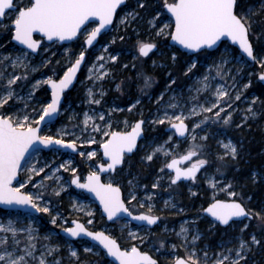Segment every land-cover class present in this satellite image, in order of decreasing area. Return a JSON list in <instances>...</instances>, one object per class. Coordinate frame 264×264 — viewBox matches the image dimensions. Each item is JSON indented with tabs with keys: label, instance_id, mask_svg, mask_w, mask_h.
Returning <instances> with one entry per match:
<instances>
[{
	"label": "rangeland",
	"instance_id": "1",
	"mask_svg": "<svg viewBox=\"0 0 264 264\" xmlns=\"http://www.w3.org/2000/svg\"><path fill=\"white\" fill-rule=\"evenodd\" d=\"M246 1L248 2L247 8L238 14L248 16L251 23V39L263 45L264 0H255L253 3H250V0ZM140 2H143L144 7L139 6ZM29 3L30 0L17 1V5L20 8L21 6H27ZM163 4L164 1L160 2V0H128V4L118 16L115 26L108 31L109 37L105 38V41L96 47L79 78L80 81L71 92L67 93L60 117L54 123L46 125L42 130V136L52 135L57 138H61V131L67 133L63 138L66 140L76 139L79 151L74 154L69 151L64 152L58 148L40 149L39 152L32 153L22 167L20 180L15 183V187H18L20 183H25L26 186L22 191L33 192L34 194L37 191L43 192L45 202L50 201L51 215L55 216L57 212L60 213L57 217V223L55 225L51 223V217L48 213L36 215L28 211L4 210L0 207V221L7 222L8 219H13L16 221L17 227H28L30 225L35 229L32 233L35 240L32 242L36 245L34 252L36 257L46 251V246L59 244L61 246L59 251L52 253L47 259L51 261L54 258H60L61 264H73V261L69 259L67 247L71 244L73 248L78 250L80 260L84 264H114L110 260L104 261L103 258L106 253L100 250L98 246L94 248L93 253H84V247H90L94 243L84 239L69 240L61 234L60 230L70 227L72 220L77 218L84 220L91 229H104L114 235L120 242H124V248H130L134 245L133 242L136 239L130 233H134L138 237L142 236L145 242H148L154 248V252L158 253L162 264H173L180 255L187 258L193 251L200 258L201 264H203L205 258L204 253L207 252L208 264H211L222 248H231L237 245L238 237L243 236L245 240H249L251 235L255 234L261 243L251 248L247 255L246 264H264V220L254 216L256 218L255 223L242 221L240 224L231 227L230 231L234 230L231 234L229 231L224 230L222 234L228 236L215 243L218 245L217 247L212 242L207 241L217 233L215 223L212 221L206 224L204 222L200 223L204 219V213L198 211L194 214V212L189 211L193 208L192 199L198 194L199 187L187 183V194L184 195L183 187H175L171 183L173 173L165 167L171 158L187 152L193 143L203 145L202 149H197L199 158L202 159L212 155L214 161L225 163V158H229L227 162H231L239 157L242 151L241 139L232 137L229 130L237 131L245 125H247L246 129L248 130L250 122L253 125L264 127V122L260 121L262 113L261 100L254 91H249L256 81L254 76H257L259 71L262 72L264 70L258 63L259 58L264 56V50L262 53L259 52L257 54V62L255 64L247 61L246 57L228 42H223L218 49L213 50V53L208 50H202V52L196 54L186 53L169 41L171 36L167 33L173 31L174 21L164 10ZM249 9H251V12ZM127 13H138V15L134 20L121 24V17ZM14 16V12H8L5 19H0V59L5 56L10 57L0 64V72L3 73V77H0V93L4 91L7 79L10 76H23L26 74L27 79H21L12 86L15 92L23 99L17 100L14 97L3 109H0V113L27 114L30 119L36 120L39 118L37 112L41 105L50 103V91L47 89V84H41L34 91L32 86L37 80L44 81L48 77L60 78L84 47L81 46L80 39L73 46L60 45L58 42L51 44L44 42L39 54L35 55L13 41L14 28L11 25ZM165 25H170L166 29L165 34L157 35L159 29ZM255 26H257L256 30L253 28ZM92 28L90 27L87 30L90 31ZM82 36L84 38L85 32ZM120 37H123V39L121 40ZM113 39H115L114 43L112 42ZM141 41L157 44L158 49L150 58L139 55L138 42ZM105 48H107V51H105ZM22 53L26 54V57L22 58L24 59V64L28 65V67L17 66L13 68L12 60ZM172 53L176 54L175 61L170 58ZM109 55H116L117 60H109ZM222 56L228 60V63L224 65L221 74L217 75L216 65L221 64ZM99 57H103V61H100ZM153 61L157 63L153 64ZM192 62L196 63V68L185 75L188 65ZM101 63L104 64L103 69L99 67ZM93 65H95V68H93ZM125 65L127 67H124ZM33 69L35 70L33 71ZM89 69H92L91 73ZM105 71L108 75L104 76L103 79H96L97 74ZM169 73L172 74V78L175 79L176 83L166 90V86L170 82ZM145 76L153 78L150 88L144 87ZM204 76L208 77L209 87L197 93L196 88L199 85L196 81ZM118 84L120 85L119 89L117 88ZM221 84L224 85L229 93L227 101H222L220 105L225 108V112L221 113V117L231 112V122L229 124H224L223 119L217 120L213 113L218 109H213V113L207 114L212 117L211 119L201 124L194 132L190 130L189 135L184 140H179L176 139L174 130H166V127L169 126L167 121L164 124L153 123L155 120L162 118L165 111H167L169 116L180 115L181 112L187 116L193 105L203 104L205 107L210 106V103L215 102L213 92ZM245 84L249 86L244 88ZM89 89L92 90V97H89ZM30 91H33V95L31 99H28ZM101 92H103V96H101ZM161 93H164L163 99L158 103L157 100ZM238 93L240 94V99L235 100L234 98ZM173 96L177 97V99L170 101L169 98ZM193 97H196V99H193ZM254 98H256V103L252 104ZM93 99H100L101 103H91L90 100ZM137 99L140 100V103L132 107ZM169 103H176L178 106L175 109L168 108L167 105ZM25 104H27V107H25ZM228 104H231V108H228ZM249 106L256 112L254 117L246 111ZM130 108L131 110H129ZM33 109H36L37 112H33ZM85 113L95 118L94 123L99 125V131L93 130L92 122L87 126L83 123ZM100 114H103V120L99 119ZM246 115L248 116L247 120L244 119ZM203 116L204 114L201 113L198 116L189 117L186 121L191 122L192 129V125L199 123ZM140 118L146 120L144 127L146 137L140 146V154L135 158L126 159L125 165L121 169H118L115 173L104 175V180L108 183L112 182L121 187L123 186L126 199H128L131 207L135 205V207L145 208L148 211V207L151 205L153 212L162 210L159 194L162 183L165 225L161 222L159 229L141 231L133 227L131 222L125 218L112 223L107 222L102 214V208L98 207L94 199L89 197L84 191L77 190L73 184L67 183L72 177L71 171L66 172L60 169L59 173H57L62 178L61 183H64L65 186V190L59 196L53 194V189L57 185L52 181H45L47 187L40 189L34 187L33 183H26L28 174L25 170L36 163L37 160L40 162L39 166H43V163L47 161L53 169L58 167L59 164L71 160L72 164L70 167H75L77 169L76 175L81 176V180H85L89 172L99 171V162L107 163L101 151L103 142L109 138L104 133L119 130L127 132ZM192 135L196 136L195 141L191 139ZM169 136L172 137L171 140H168ZM204 136L207 137L206 140L201 139ZM88 139L95 140V143H85ZM229 140L238 148V155L235 158L224 155L223 144H226ZM166 141L167 143L165 144ZM161 145L164 146L168 155L161 151L157 152L151 161L144 159L146 155L152 153L154 149ZM93 151L96 152V156L89 159L86 154ZM80 152H84L85 156H80ZM157 157H159L161 175L156 171ZM219 157L224 158L221 160ZM253 173H255V179H261L257 171H253ZM45 174H49L48 169H45V173H41L39 176H33V182H39ZM160 176L161 183L159 181ZM204 176L206 186H210V189H214V191L217 189L218 192L229 191L226 186L231 184L230 190L234 191L232 189L234 188L232 180L225 183L224 186L213 188L209 183L210 179L214 180L218 185L214 172L208 170ZM146 180L147 184L145 183ZM129 181H132V183L129 184ZM154 183L158 184L157 188H152ZM133 192L136 195V200L130 199V193ZM235 192L238 197L245 201L242 190L236 189ZM148 196H151L152 199L148 200ZM184 199H187V203H185ZM73 203L82 206L83 210L73 209ZM261 211L262 213L258 210L254 212H259L261 216H264V205ZM88 221H91V223H88ZM250 223L252 227H255L253 231L248 229ZM244 225H248V227L244 228ZM182 226L188 229L186 239L184 236L179 235ZM241 229H243V233H241ZM197 233L200 238L193 241L192 237ZM0 235L4 234L0 233ZM7 235L10 237L9 250H11V234ZM27 235V232H19L17 234L16 239L20 243L16 246V250L19 254H23L25 244L28 243ZM44 237L48 238L45 239ZM161 241H163V247L157 245L161 244ZM166 242L168 254L165 253ZM163 261H166V263H163ZM30 264H35L31 258Z\"/></svg>",
	"mask_w": 264,
	"mask_h": 264
},
{
	"label": "snow or ice",
	"instance_id": "2",
	"mask_svg": "<svg viewBox=\"0 0 264 264\" xmlns=\"http://www.w3.org/2000/svg\"><path fill=\"white\" fill-rule=\"evenodd\" d=\"M125 2V0H30V3L25 7H18L14 0H0V18H4L6 13L14 12L15 16L12 19V27L14 28V40L26 45L29 49H37L40 45V41L33 39L35 32L43 33L49 40L54 37L59 40H70L77 37L82 29L85 32V43L87 46H92L93 42L101 34V30L113 23L114 16L117 9ZM238 0H164L163 7L171 13L174 17V30L167 33L171 36V39L177 41L180 45L191 50H201L203 48H212L217 45L218 41L222 38H229L234 44L239 46V49L246 54L252 61L257 62V56L254 54V49L251 41L249 40V32L251 23L247 15L238 14L237 12ZM140 7H144L143 2H140ZM251 12V9H249ZM138 13H127L121 17L120 23L125 24L134 20ZM95 18V19H93ZM98 21V22H97ZM89 23H95L96 26L90 31L87 30ZM7 27V26H5ZM170 25H165L159 29L157 35H164L166 29ZM122 40L123 37H120ZM115 42V39L112 41ZM157 45L152 42H138V53L142 57H147L149 54L156 49ZM107 51V48H105ZM26 54H18L15 59L12 60V67L23 66L27 68L28 65L24 64ZM10 57L5 56L0 59V64L4 60H8ZM171 60H176V54L172 53ZM103 61V57L98 58ZM109 60L116 61V55H109ZM85 61V51L79 52L71 67L64 72L63 76L59 79H53L48 77L47 80H37L32 86L33 91L41 84H48L51 86V101L45 105H41L38 112L33 109V112H37L38 119L32 120L27 114H3L0 113V204L9 206H22L30 207L36 212L48 213L51 217V223L55 225L57 223V217L60 213L57 212L55 216L51 215L50 201L45 202L43 192L22 191L25 188V183H20L18 187L13 186V181L17 179L18 174L21 171V161L25 160L26 154H30L29 150L33 149L34 152H39L40 149L34 148L36 144H42L45 147L60 146V148H69L77 150V140L71 139L66 140L63 138L67 133L61 131V138H57L52 135L41 136L39 134V125L46 118H51L59 111V105L61 96L66 88L72 83L76 77V73L79 70L82 62ZM221 64L216 65L217 75H220L223 71L224 65L228 63L225 57H221ZM153 61V64H156ZM261 68H264V56L258 60ZM101 69L104 68V64L99 65ZM124 67H127L125 65ZM134 67V65H133ZM95 68V65H93ZM196 68V63L192 62L188 65L185 75L191 73ZM35 69H33L34 71ZM92 72V69H89ZM108 73L100 72L96 75V79H103ZM170 82L166 86V90L170 89L173 84L176 83L175 79L172 78V74L169 73ZM0 77H3V73L0 72ZM21 79H27V75H12L7 79V85L2 93H0V109H3L10 100L14 97L19 100L23 99L13 89V85ZM259 79L264 80V71L259 74ZM153 83V78L145 76L144 87L150 88ZM199 87L196 88V92L200 93L209 87L208 77H201L196 81ZM249 85L245 84L244 88ZM120 85H117L119 89ZM33 91L28 93V99H31ZM89 97H92V90H88ZM164 93L160 94L157 102L163 99ZM103 96V92H101ZM215 102L210 103V106L205 107L203 104L193 105L189 110L188 115L185 116L182 112L180 115L169 116L167 111L164 112L162 118L155 120L153 123L164 124L168 122L169 126L178 133L179 136L184 137L186 133L190 131L189 126L185 123V120L191 116H198L201 113L204 114L203 119L199 123L192 125L191 131L194 132L196 128H199L201 124L206 123L210 117L208 113H213V109H218L213 113L217 120L223 119L224 124L231 122V112H228L224 117H221V113L225 112V108L221 107L222 101L226 102L229 98L228 90L223 84L218 85L213 92ZM170 101L176 100L177 97L173 96L169 98ZM196 99V97H193ZM235 100L240 99L238 93ZM91 103L100 104V99L90 100ZM140 100L137 99L132 107L139 104ZM256 103V98L253 99L252 104ZM176 103H169L168 108H177ZM231 108V104L227 105ZM27 107V104H25ZM131 110V108L129 109ZM251 116H255L256 112L251 106L246 110ZM94 117L88 116L85 113V119L83 123L87 126L90 122L93 123V130L99 131V125L94 123ZM99 119L103 120V114L99 115ZM245 120L248 119L246 115ZM143 120L137 121L131 128L130 132H105L104 135L109 138L102 144L103 155L108 158L107 164L101 163L99 165L100 170H115L118 165H121L124 161L126 153H131L136 147L137 138L142 133ZM172 137L169 136L168 140ZM191 139L196 140V136L192 135ZM202 140H206L207 137H201ZM87 144L95 143V140L88 139L85 141ZM167 141L165 142V144ZM203 145H193L188 149L187 153L181 155L179 159L173 158L170 163H167L165 167L175 170V176L171 178L172 183H176L182 177L183 178H196V173L200 168L207 164L208 161L205 159H197L190 167L181 168L179 165L183 160H190L192 157L197 156V149H202ZM225 149V156L235 158L238 155V148L235 144L229 140L226 144H223ZM58 150V149H57ZM164 152L168 155L164 146H158L153 150L152 153L146 155L144 159L151 161L153 156L157 152ZM80 156H85L84 152L79 153ZM88 158L96 156V152H88L86 154ZM224 157H219L223 160ZM40 162L37 160L36 163L32 164L25 171L28 174L26 183H33V186L40 189L46 188L45 181H52L56 183L57 187L53 189V194L59 196L62 191L65 190L64 183H61L62 178L57 175L60 169L64 171H71L72 177L69 182L75 184L81 189H87L95 193L96 197L99 198L100 203L103 205V210L107 214V219L115 222V219L120 217L122 213H126L132 217L133 220L144 221L148 225H154L160 219L159 216L152 214V206L149 205L147 213H141L139 215H133L129 211V207L122 198L121 188L119 185L109 183H102L98 172L92 171L88 174L87 180L84 183L80 182V177L76 175L77 169L70 167L72 164L71 160L65 161L59 164L55 169L52 168L47 161L43 163V166H39ZM45 169L49 170V174L45 176L39 182H33V176H39L41 173H45ZM163 170V169H162ZM219 171V169H217ZM255 176V173H253ZM132 181H129L131 184ZM209 183L213 188H216L217 183L210 179ZM158 184L154 183L152 188H157ZM228 196L232 197L229 200L215 199L206 208L202 209V212L209 214L214 218V222H218L221 225L227 226L230 222L234 221V218H249L253 216L259 217L264 220V216H261L259 212H253L247 208L242 202V198L237 197L235 191H231V184L226 186ZM130 199L136 200V195L130 193ZM148 200L152 197L148 196ZM167 204V202H165ZM43 205V206H42ZM73 209L82 211L83 207L72 204ZM91 215V213H89ZM73 227L63 228V231L70 237H90L92 241L98 242L102 246L103 250H106L108 256L114 257L119 261V264H157L147 252H142L137 246L133 245L129 248H121L120 244L111 235L106 234L105 231H89L83 223L79 221H72ZM91 223V221H88ZM214 226V225H213ZM248 225H244L247 228ZM35 231L30 225L28 227H17L16 221L8 219L7 222L0 221V264H30V258L35 264H61L60 258H54L51 261L47 259L48 256L54 252H58L60 249L59 244L46 246V251L42 252L39 257L34 255L36 245L32 241L35 237L32 233ZM19 232H27V241L23 249V254H19L16 250V246L19 245L20 241L16 239ZM11 234L12 246L9 250V239L7 234ZM188 229L181 227L179 235L187 237ZM243 233V229H241ZM130 235L139 239L143 242L142 237H138L134 233ZM47 239L48 237H44ZM200 238L197 233L192 237V240H198ZM261 241L257 239L255 234H252L249 240H245L243 236L238 237V244L231 248H222L219 253L216 254V258L212 260L211 264H246L247 255L251 251L253 246L260 245ZM97 245L93 244L90 247H84V253H93L94 248ZM69 259L73 261V264H84L80 260L78 250L73 248L71 244L68 246ZM161 247H163V241H161ZM175 247V245H173ZM203 264H208V253H204ZM174 264H201L200 258H198L193 251L187 256V258H176Z\"/></svg>",
	"mask_w": 264,
	"mask_h": 264
},
{
	"label": "flooded vegetation",
	"instance_id": "3",
	"mask_svg": "<svg viewBox=\"0 0 264 264\" xmlns=\"http://www.w3.org/2000/svg\"><path fill=\"white\" fill-rule=\"evenodd\" d=\"M17 1L18 0H15V4L17 5ZM240 0H238V2H237V6H241L242 7V9L240 8V11L241 12H243V10L244 9H246L247 7H246V3H247V1L245 0V1H243V2H239ZM128 4V0H127V3L125 4V6ZM18 6V5H17ZM125 6L124 7H122L119 11H118V15H117V18H118V16L121 14V12H122V10L125 8ZM21 8H22V6H21ZM237 12H238V7H237ZM7 15V14H6ZM117 18H116V20H117ZM116 20H115V22H116ZM115 24V23H114ZM96 25H95V23H89L88 24V26H87V29L88 28H90V27H95ZM115 26V25H114ZM113 26V27H114ZM257 26H255V27H253L254 28V30H256L257 28H256ZM112 29V28H111ZM110 29V30H111ZM109 31V30H108ZM108 31L107 32H105L101 37H100V39L97 41V43H95L94 44V46L92 47V48H89V49H87V47H86V45H85V36H84V38H83V36H82V34L84 33V30L80 33V37L79 38H77L76 40H74V41H72V42H70V43H62V44H67V45H72L73 46V44H75V42H77V40H79L80 39V41H81V46L82 47H84V51H86L87 52V61H86V64L88 63V61L90 60V58H91V55L94 53V51H95V49H96V47L98 46V45H100L103 41H105V38H107V37H109V35H108ZM83 39V40H82ZM254 42V41H253ZM59 43V42H58ZM60 44V43H59ZM62 44H60V45H62ZM256 44H258V48L260 49V52L262 53L263 52V50H264V43H263V45L260 43V42H258V41H256L255 40V42H254V47L256 46ZM256 49V48H255ZM155 51H153V52H151L150 54H149V56H147V58L149 57L150 58V56H153V53H154ZM210 52V51H209ZM211 53H213V52H211ZM256 56H257V54H256ZM86 64H85V66H86ZM85 66H84V69H85ZM262 71H264V70H262ZM83 72H84V70H83ZM82 72V73H83ZM82 73H81V75H82ZM260 73V71L258 72V74ZM258 74H257V76H256V78H255V80H256V82L258 81ZM81 75H80V77H81ZM264 86V85H263ZM75 87V86H74ZM74 89V88H73ZM257 97H258V95H257ZM263 103H264V100H263ZM261 116H262V114H261ZM137 122V121H136ZM189 123V128H190V130H191V122H188ZM252 123L250 122L249 123V126H253V127H255V129H254V131L256 130V126L257 125H251ZM168 127V126H167ZM167 127H166V130L167 131H169L168 129H167ZM243 127H247V125H245V126H242L241 128H243ZM240 128V129H241ZM240 129H238L237 131H232V130H229L230 131V133L232 134V137H234L235 139H238L240 136L238 135L239 134V132H240ZM173 131V130H172ZM174 132H175V130H174ZM156 133H157V130H156ZM189 133H190V131H189ZM189 135V134H188ZM187 135V136H188ZM186 136V137H187ZM145 137H146V131H145V136L143 137V139L141 140V143H140V146H141V144H142V141L145 139ZM175 137H176V139H179V140H184V139H180V138H178V136H177V134L175 133ZM186 137H184V138H186ZM140 146H139V148L135 151V153L134 154H132L131 156H126L125 157V160H124V165H125V161H126V159H128V158H135V157H137L138 156V154H140V152H139V149H140ZM187 152H185V153H183V154H181V155H184V154H186ZM181 155H176V156H174V157H180ZM173 157V158H174ZM240 157V156H239ZM239 157H237L236 159H234L233 161H228L227 162V160L229 159V158H225L226 159V161H225V163H222V161L221 162H217V161H214V158H213V156L212 155H210V156H208L207 158H203V159H205V160H207L208 161V163L207 164H205V165H203V167L202 168H200V171H199V173L197 174V176H196V178L193 180V179H189V180H181V181H178V182H176V183H174L173 185L176 187V186H180V187H183V193H184V195H186L187 194V192H186V184L187 183H191V184H194L195 186H197V187H199V190H198V194L196 195V196H194V198L192 199V203H193V208L191 209V210H189L190 212H194V214H196V212H200V211H202V209H204V208H206L210 203H212L215 199H220V200H229V199H232V197H229L228 196V190H225V191H223V192H218L217 191V189H215V191H214V189L212 190V189H210V186H206V181H205V176H204V174H205V172H207L208 170H211V171H213L214 172V175H215V179L218 181V187H220V186H224L225 185V183H227V182H230L231 180L233 181V184H234V188H232L234 191L237 189V190H242V193H243V196L245 197V201L242 199V202L245 204V206L247 207V208H249V209H251V210H254L255 211V209H254V207L252 206L251 207V205H250V198L248 197V199H246V191L245 190H243V185H242V182H240V179H239V181L238 180H236V178L235 177H233V172H238V171H240V168H241V164L240 165H235V163H234V161H237V160H239L240 158ZM173 158H171L170 160H172ZM197 159H202V158H199V152L197 151V156H194V157H192L190 160H188L187 162H185V164H181V167L182 168H186V167H190L193 163H195L196 162V160ZM169 160V162L168 163H170L171 161ZM156 162H157V169H156V171L159 173V175H161V172H160V162H159V157H157V159H156ZM100 163V162H99ZM123 165V166H124ZM122 166V167H123ZM99 167V166H98ZM118 169H121V168H118ZM117 169V170H118ZM217 169H219V171H217ZM116 170V171H117ZM168 170H170L173 174V177L175 176V174H174V172L171 170V169H169L168 168ZM115 171V172H116ZM114 172V173H115ZM253 176V175H252ZM159 181H160V183H161V176H160V178H159ZM147 182V180L145 181V183ZM171 183H172V180H171ZM116 184V183H115ZM147 184V183H146ZM122 188H123V190H124V195H125V189H124V187L122 186ZM217 191V193H215ZM159 194H160V198H161V202H160V205H162V210L161 211H157V210H155V212H152V214H156V215H159L160 216V221L155 225V226H148V225H141V224H137V223H132L131 222V224L133 225V227H136V228H138L139 230H141V231H144L145 229L147 230V231H154V230H156V229H159V227H160V224H161V222H163V224L165 225V215H164V204H163V194H162V183H161V185H160V190H159ZM238 197V196H237ZM238 198H240V197H238ZM125 200H126V202H127V205L129 206V208H130V210L134 213H137V214H139V213H147V209H140V208H138V207H135V205H134V207H131L130 206V204L128 203V199H126V195H125ZM184 201H185V203H187V199H184ZM189 202V201H188ZM188 211V212H189ZM253 211V212H254ZM204 213V212H203ZM252 218H254V216L252 217ZM118 220H121V219H118ZM201 220V219H200ZM252 219H243L242 221L244 222V221H249V222H251L252 223V221H251ZM210 221H212V222H214V220L210 217V216H208L206 213H204V219H202V221H200V223H202V222H204L205 224L207 223V222H210ZM242 221H232L229 225H227V226H224V225H221V224H219L218 222H214L215 223V225H216V230H217V233L213 236V237H211L210 239H206L208 242H212L213 244H215V243H217L219 240H221V239H224V238H227V236L228 235H226V234H222V232L224 231V230H227V231H229L230 232V234L234 231V230H231L230 231V229H231V227H234L236 224H240ZM203 223V224H204ZM251 223L249 224V227H248V229H250V230H252L253 231V228H254V226L252 227L251 226ZM142 237V236H141ZM165 237H166V235H165ZM143 238V237H142ZM166 240H167V238H166ZM123 243L124 242H122L121 241V244H122V246H123ZM133 244L135 245V246H138L140 249H142L143 251H149L154 257H156V258H159V255H158V253L156 254L155 252H154V248H152L151 246H150V244L148 243V242H145V239L143 238V242H141L139 239H136L134 242H133ZM159 247H161V244H157ZM216 245V244H215ZM217 247H218V245H216ZM165 247H166V250H165V253L166 254H168V247H167V242H166V245H165ZM180 256H182V255H180ZM184 257V256H183ZM159 261H160V264H162V260L159 258Z\"/></svg>",
	"mask_w": 264,
	"mask_h": 264
},
{
	"label": "water",
	"instance_id": "4",
	"mask_svg": "<svg viewBox=\"0 0 264 264\" xmlns=\"http://www.w3.org/2000/svg\"><path fill=\"white\" fill-rule=\"evenodd\" d=\"M14 3H15V0H14ZM127 3V0H125V2L117 9V12H116V14H115V16H114V19H113V23L111 24V25H109V26H107L105 29H102L101 30V34L97 37V39L93 42V45L92 46H87L86 45V43H85V45H86V47H87V49H89V48H92L93 46H94V44L95 43H97V41L100 39V37L105 33V32H107L108 30H110L111 28H113V26L115 25L114 23H115V20H116V18H117V15H118V11L122 8V7H124L125 6V4ZM164 10L167 12V14L172 18V20L174 21V17H172V15H171V13H169L165 8H164ZM7 14V13H6ZM0 19H5V17L4 18H0ZM93 19H95V18H93ZM98 22V21H97ZM96 25V24H95ZM88 26V25H87ZM173 30H174V27H173ZM82 31H83V29H82ZM80 33L77 35V37H74V38H72V39H70V40H59L58 38H53L52 40H49L43 33H40V32H35L34 34H33V39H35V40H38V41H40V45H39V47L37 48V49H35V50H33V49H29V48H27V46L26 45H23V44H21L20 42H18V41H15L14 40V33H13V36H12V39H13V41L18 45V46H21V47H23V48H25V49H28L29 51H31V52H33L35 55H37V54H39V52L41 51V46L44 44V42H46V43H49V44H51V43H54V42H59L60 44H62V43H70V42H72V41H74V40H76L77 38H79L80 36ZM249 40L251 41V43H252V45H253V49H254V54L256 55V50H255V47H254V42H253V40L251 39V37H250V32H249ZM170 43L171 44H173V45H175L178 49H181V50H183L184 52H186V53H200V52H202V50H208V51H210V52H213V50H216V49H218L222 44H223V42H228L231 46H233V47H236V49L237 50H239L240 51V53L244 56V57H246V59H247V61H249L250 63H252V64H254V63H256V62H254V61H252L250 58H248L247 56H246V54L245 53H243V51L241 50V49H239V46L238 45H236V44H234L229 38H227V37H224V38H222L221 39V41H218L217 42V45H215V46H213L212 48H203V49H201V50H191V49H187V48H185L184 46H182V45H180L177 41H174V40H172L171 39V37H170ZM157 45V44H156ZM158 49V46L156 47V49H154L153 51H156ZM152 51V52H153ZM87 52L85 51V61L84 62H82V64H81V66H80V68H79V70L77 71V73H76V77L74 78V80L72 81V83L69 85V87L68 88H66L65 90H64V92H63V94H62V96H61V100H60V105H59V111H58V113L57 114H55L53 117H51V118H46L45 119V121H42L41 123H40V125H39V128H40V132H39V134L41 135V132H42V130L44 129V127L46 126V125H49V124H51V123H54V121H56L59 117H60V114H61V110H62V107H63V105H64V103H65V99H66V94L69 92V91H71L73 88H74V86L80 81V75H81V73L83 72V70H84V66H85V64H86V61H87ZM71 67V66H70ZM68 69V68H67ZM67 71V70H66ZM261 73V72H260ZM259 73V74H260ZM64 74V73H63ZM259 74H258V80L260 81V82H262V84L264 85V80H261V79H259ZM63 76V75H62ZM61 76V77H62ZM60 77V78H61ZM60 78H58V79H56V78H53V79H56V80H59ZM47 89H48V91H50V101H51V86L50 85H48L47 84ZM140 120H143L144 121V124L142 125V133H141V135H140V137H138L137 138V142H136V147L133 149V151L131 152V153H126L125 154V156H124V160H125V157L128 155V156H131L132 154H134L135 153V151L139 148V146H140V143H141V140L143 139V137L145 136V131L146 130H144V127H145V123H146V120L145 119H142V118H140ZM139 121V120H138ZM185 123L189 126V123L185 120ZM167 129L169 130V131H172V130H174V129H172L170 126H168L167 127ZM190 129V128H189ZM131 131V129L129 130V131H127V132H130ZM114 132H124V131H114ZM177 134V136H178V138H180V139H184V137H186L188 134H189V132L188 133H186L185 134V136L184 137H181V136H179V134L178 133H176ZM42 136V135H41ZM78 145V144H77ZM34 148H38V149H43V150H49V149H53L52 147H45L44 145H42V144H36V145H34ZM56 148H58V149H61V150H63L64 152H67V151H69V152H72V153H74V154H76L78 151H79V146H78V148H77V150H72V149H69V148H60V146H55V149ZM101 151H102V153H103V147L101 146ZM29 153L30 154H26V157H25V160H23V161H21V170H22V167H23V165H24V163H25V161L29 158V156L32 154V153H34V151H33V149H30L29 150ZM174 158H177V159H179V157H174ZM104 160L106 161V162H108V158L107 157H105L104 156ZM171 161V160H170ZM188 160H183V161H181V163H180V167H181V164H185V162H187ZM101 163H99V165H100ZM104 164H107V163H104ZM124 165V161H123V163L121 164V165H118L117 167H116V169L115 170H105V171H102V170H100V168H99V171H98V173H99V175H100V178H101V182L102 183H108V182H106L105 180H104V175H106V174H109V173H114L118 168H121L122 166ZM203 167V166H202ZM201 167V168H202ZM182 168V167H181ZM187 168V167H186ZM173 172H174V174H175V170L174 169H171ZM200 171V170H199ZM199 171L196 173V176H197V174L199 173ZM20 173H21V171H20ZM20 173L18 174V176H17V179L15 180V181H13V186L15 187V183L18 181V180H20ZM90 173V172H89ZM79 176V175H78ZM86 176H88V174L86 175ZM80 177V182L81 183H84V182H86V180H87V177H86V179L85 180H81V176H79ZM189 179H191V178H181L179 181H181V180H189ZM178 182V181H177ZM112 183V182H111ZM113 184H115V183H113ZM116 185H118V184H116ZM73 186L77 189V190H82V191H84L85 193H87L88 195H89V197H91L92 199H94L95 201H96V203H97V205H98V207H100V208H102V214H103V216L106 218V220H107V222H109V223H112L113 221H110V220H108L107 219V214L104 212V210H103V205L100 203V201H99V198L98 197H96V195H95V193H93V192H91V191H89V190H87V189H81V188H79V187H77L75 184H73ZM119 187L121 188V194H122V198H124V200H125V195H124V190H123V188L119 185ZM125 203L127 204V202H126V200H125ZM128 206V205H127ZM0 207L2 208V209H7V210H15V209H17V210H21V211H24V212H26V211H28V212H32V213H34V214H39L40 212H36L34 209H31L30 207H22V206H9V205H4V204H0ZM129 207V206H128ZM129 211L135 216V215H139V214H141V213H139V214H137V213H133L131 210H130V208H129ZM146 213V212H145ZM207 214V213H206ZM156 215V214H155ZM208 216H210L209 214H207ZM157 216H159V215H157ZM160 217V216H159ZM211 217V216H210ZM123 218H126V219H128L130 222H132V223H137V224H141V225H148L146 222H144V221H139V220H133L132 219V217L131 216H129L128 214H126V213H122L121 215H120V217H118V218H116L115 220H117V219H123ZM212 218V217H211ZM213 220H214V218H212ZM243 219H249V218H234V221H242ZM252 219V218H251ZM72 221H79L80 223H83L84 225H85V227L86 228H88L89 229V231H105L106 232V234H109V235H111L109 232H107L106 230H104V229H102V230H98V229H91L88 225H87V223L84 221V220H82V219H77V218H74ZM160 221V219L157 221V223ZM156 223V224H157ZM231 223V222H230ZM156 224H154V225H148V226H155ZM74 225H73V223L71 222V226L70 227H73ZM61 231V234L63 235V236H65L67 239H69V240H81V239H84V240H88L90 243H94V244H96L99 248H100V250H102V251H104L105 253H106V250H103L102 249V246H100L99 244H98V242H95V241H92L91 240V238L90 237H82V238H80V237H70L67 233H65L64 231H63V229H61L60 230ZM112 236V235H111ZM113 238H115L116 239V237L115 236H112ZM117 240V242L120 244V246H121V248L123 249V247H122V245H121V243H120V241L118 240V239H116ZM138 247V246H137ZM139 248V247H138ZM140 249V248H139ZM142 252H145V251H143L142 249H140ZM154 260H156L157 261V264H160V261H159V258H156V257H154L149 251H146ZM106 257L110 260V261H112L114 264H119V261L118 260H116L114 257H111V256H108L107 254H106ZM179 258H186V257H183V256H179ZM174 264V263H173Z\"/></svg>",
	"mask_w": 264,
	"mask_h": 264
},
{
	"label": "trees",
	"instance_id": "5",
	"mask_svg": "<svg viewBox=\"0 0 264 264\" xmlns=\"http://www.w3.org/2000/svg\"><path fill=\"white\" fill-rule=\"evenodd\" d=\"M161 1L163 2L164 0H160V2ZM243 1L245 0H240L239 2ZM254 1L255 0H250V3ZM168 2H172V0H168ZM246 4H248V2ZM237 7L238 13H241L240 8L242 9V7ZM255 48L256 54H258L260 52L258 44H256ZM178 52L180 51L178 50ZM254 78H256V75ZM249 91H254L261 100L262 116L260 117V121L264 122V86L262 82L259 80L257 82L255 81ZM254 129L253 126H250L248 130L245 127L240 129V137L238 139H241L242 151L239 155L240 159L234 161V163L235 165L241 164V168L240 171L233 172V177L238 181L240 179V182H242L243 190L246 191V197L250 198L251 207L253 206L255 210L262 213L261 209L264 205V127L260 125L256 127L255 131ZM253 171H257L261 179H255V177L252 176ZM251 221L255 223L256 218H252ZM253 229H255V227ZM103 259L104 261H109L106 256H104ZM163 263H166V261H163Z\"/></svg>",
	"mask_w": 264,
	"mask_h": 264
}]
</instances>
